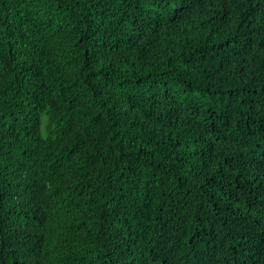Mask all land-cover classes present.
<instances>
[{"label":"trees","instance_id":"16d2710c","mask_svg":"<svg viewBox=\"0 0 264 264\" xmlns=\"http://www.w3.org/2000/svg\"><path fill=\"white\" fill-rule=\"evenodd\" d=\"M0 264H264V0H0Z\"/></svg>","mask_w":264,"mask_h":264},{"label":"snow or ice","instance_id":"6c2138e0","mask_svg":"<svg viewBox=\"0 0 264 264\" xmlns=\"http://www.w3.org/2000/svg\"><path fill=\"white\" fill-rule=\"evenodd\" d=\"M178 7V9H179V11H183V8H181L179 5L177 6Z\"/></svg>","mask_w":264,"mask_h":264}]
</instances>
